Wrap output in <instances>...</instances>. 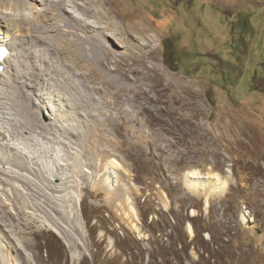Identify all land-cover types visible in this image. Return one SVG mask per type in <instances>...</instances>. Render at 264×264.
<instances>
[{"label":"rangeland","instance_id":"rangeland-1","mask_svg":"<svg viewBox=\"0 0 264 264\" xmlns=\"http://www.w3.org/2000/svg\"><path fill=\"white\" fill-rule=\"evenodd\" d=\"M109 2L120 14L112 15V22L140 14L151 23L158 34L160 69L196 83L193 124L182 115L187 109L181 110L183 102L171 88L161 102L152 103L156 110L143 111L138 121L89 129L82 126L83 114L79 120L69 118L74 109L65 104L70 92L61 72L39 83L50 97L42 108L28 98L33 87H26L29 95L21 92L20 99L2 97L0 132L8 140L0 133V157L5 158L0 178L8 184L0 180V192L25 219L11 220L0 207V264H264V0ZM4 25L15 32L13 23ZM23 26L29 31V23ZM34 39L22 52L47 49V40ZM21 54L11 58L27 65V54ZM5 76L9 79L10 72ZM152 94L159 96L156 90ZM40 101L35 96L33 102ZM34 112L40 121L58 116L63 125L78 127L72 135L63 125L53 131L24 129L19 120ZM15 115L17 120L10 119ZM229 119H238L246 133L239 146L225 129ZM16 149L34 156L22 159L27 168L10 160ZM102 161L110 162L106 171ZM60 164H66L65 174L73 168L76 177L51 175ZM192 169L220 174L230 184L218 192L219 180L210 177L212 192L194 193L188 185L194 178L187 176ZM50 182L63 188L52 190ZM107 182L110 195L94 193ZM13 186L21 190L19 199L4 193L6 188L13 195ZM51 226L64 230L68 240Z\"/></svg>","mask_w":264,"mask_h":264},{"label":"bare ground","instance_id":"bare-ground-1","mask_svg":"<svg viewBox=\"0 0 264 264\" xmlns=\"http://www.w3.org/2000/svg\"><path fill=\"white\" fill-rule=\"evenodd\" d=\"M40 1L42 2L41 6ZM117 10V6L113 3L110 5L109 0H0V42L10 45L11 49L10 56L2 61L5 65L4 69L0 70V107H4L1 99L5 95L10 94L9 97L20 99V93L23 92L28 95L29 93L33 94L28 97L31 101L32 99L34 101L35 96H38L41 101L39 103L32 101V103L42 108L44 98L47 100L50 97L42 91L39 83L45 84L49 78L55 79L52 77L53 74L61 72V81H65L68 86L66 91L70 92V97H67L69 101L65 104L74 109V112L71 110L72 114H69V118L79 120L82 117L80 115L83 114L85 120H82V126L89 129H110V125L120 128L129 122H136L139 120V116L144 113L143 111L156 110L151 109L152 103L161 102L163 93L171 88L179 95L178 102H183L184 108L181 110L187 109L182 115L192 126V119L195 117V99L199 96L198 90L194 87L196 83L186 82L183 77L169 74L160 69L155 55L158 34L153 30L151 23L140 14H132L124 20L121 19L120 23L112 22V15H120ZM4 22L13 23L16 27L15 32L11 25L4 28ZM23 22L29 23V31H25ZM32 24L37 29L40 28L34 35L36 39L28 38L29 35L32 36L37 31L32 27ZM31 39H34V42L42 39L43 41L47 40V49L45 48L44 52L42 49H35L33 55L26 51L22 52L24 44L25 46L32 44ZM145 48H152V50L146 51ZM20 51L24 58L26 57L25 53L27 54L26 60L29 61L27 65L21 59L14 61L11 58L14 54L18 55ZM17 55L16 57H18ZM65 70L66 72L63 73ZM8 72H10L9 79L5 76ZM75 76L78 77L75 78ZM13 82L18 84V91L12 90ZM26 87H33L35 91L28 93L29 90ZM110 89L112 90L111 95ZM153 90L158 92V97L152 94ZM45 106L50 108L48 105ZM166 107L176 114L174 107L169 105ZM17 116L10 119L14 120ZM51 118H53L51 122L40 121L37 113L34 112V114H25V117H21L19 122L26 130H36L35 126H39L42 130L53 131L55 127L60 128V125H63L58 116ZM237 120L226 121L225 129L228 130L232 144L239 146L240 142L244 141L243 135L246 133ZM63 126L65 127L64 131L71 135L74 132L71 129L78 127ZM1 137L7 139L4 133H1ZM5 144L13 150L16 148L14 144L10 145L9 141H6ZM26 157L34 158L33 155H26L25 152L16 149L10 160L19 167L27 168L25 161L22 160ZM0 160L3 162L5 158L0 157ZM104 161L100 162L102 169L110 164L109 161ZM111 162L115 163L116 161L113 159ZM65 165L60 164L59 167L57 166V172L51 171L50 174L58 176L59 179L76 177L73 168H71L73 173L65 174L62 171H65ZM2 172L6 173L3 170ZM7 174L24 181L16 174L9 172ZM215 174H202L197 169L190 170L187 176L194 180H189V188L194 193L208 195L212 192L210 177H213V181L214 178L219 180L215 189L218 192L225 191L230 181L221 179L220 174ZM0 180L4 184H8L4 178H0ZM49 184L52 190L63 188L61 182H50ZM3 190L5 194L13 197V200L19 199L18 196L21 194V190L17 186H13V195H10L6 188ZM93 191L96 194L103 191L106 195H110V182H107L105 187H95ZM1 195L2 192H0V207L6 212V216H9L8 218L11 220L25 219L23 212L20 210L19 215L14 213V210L9 208L5 198H2ZM207 202L206 200V204ZM21 207L25 211V206ZM1 218L5 222L2 215ZM247 219L248 217L244 213L242 220L247 221ZM188 226L192 228L191 224ZM135 227L138 226L135 225ZM51 229L68 240L64 230L57 226H51Z\"/></svg>","mask_w":264,"mask_h":264},{"label":"clouds","instance_id":"clouds-1","mask_svg":"<svg viewBox=\"0 0 264 264\" xmlns=\"http://www.w3.org/2000/svg\"><path fill=\"white\" fill-rule=\"evenodd\" d=\"M5 44H6V43H5ZM9 48H10V47H9ZM10 51H11V49H10ZM9 55H10V54H9ZM9 55H7V57L4 58V59H7ZM4 59H3V60H4ZM3 60H2V61H3ZM2 61L0 62V66H3V69H4L5 66H4V63H3ZM1 70H2V69H1Z\"/></svg>","mask_w":264,"mask_h":264}]
</instances>
